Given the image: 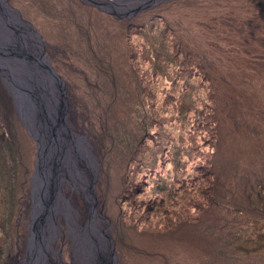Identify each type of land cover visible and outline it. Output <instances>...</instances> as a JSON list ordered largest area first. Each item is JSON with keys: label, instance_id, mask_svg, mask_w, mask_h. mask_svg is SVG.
Wrapping results in <instances>:
<instances>
[{"label": "rangeland", "instance_id": "obj_1", "mask_svg": "<svg viewBox=\"0 0 264 264\" xmlns=\"http://www.w3.org/2000/svg\"><path fill=\"white\" fill-rule=\"evenodd\" d=\"M172 1L175 0H123L122 4H118L119 0H116L112 5L108 3V0H5V5L26 26H30L28 24L30 23L41 36L47 57L65 82L68 106L66 105L62 113L68 123L67 126L71 129L69 136L74 143L82 138L84 145L88 146L93 156L90 160L93 164L91 165L87 163L86 153L82 154L81 163L84 170L82 179L75 178L67 171L68 179H65L62 185L64 196L70 203L73 219L80 225L79 229L83 231L85 227L93 223L97 225L99 232H105L107 244L115 251L113 252L115 264H204L210 261H213V264H221L223 261L217 250L223 255L227 250L223 252L219 250L221 246L219 241L227 244V240L232 237L236 240L239 239L233 246H228V248H233V253H230L231 256L227 258L230 262L233 260L232 264H244L243 261L238 260L242 258L249 264H252L250 263L252 261L255 262L254 264H264V220L262 221L260 217L263 216L261 211L264 210V208L261 209L264 207V199H262L264 191L261 190V197L257 198L241 182V177L247 172L250 163L245 147L247 142L244 134L241 133V131L245 133L247 128L243 124V129L236 131L234 124L243 123L241 120L246 118L245 114L249 111L250 104L253 106V102L264 110V92H260V98L255 97L254 100L253 96H245L242 93V89L246 92L243 84L239 87L240 92L238 91L242 93L240 96L244 97L240 105L234 101L232 107L229 101H220V105L225 109L221 111V117L218 115V118L224 123L222 122L219 126L220 138L218 144L216 143V154H212V151L209 152L211 149L210 139L204 136L202 140H197V144L193 145L198 149V151L196 150L200 155L198 157L195 153L186 152L190 147L188 141H191L188 131L193 130L192 128L196 125L190 127L185 123L192 124L194 118L183 121L182 117L185 119V114L181 112L179 116L175 115L176 120L162 124L160 132L162 135L167 132L165 137L159 138L156 133L150 135L145 132L144 134V125L149 122L148 116H145L138 101L132 107L129 102L124 103L123 94L127 93V90L121 89V79L118 78L117 86L111 82L116 76L126 75L131 69L129 66L132 61L140 62L143 71L150 67L151 63L148 57L151 51L148 54V47H151V42L147 41V34H154V37L164 34L166 26L163 15L166 12L174 16L173 26L182 27V22L179 21L181 18L179 13L183 8L181 0L178 1L182 3H176L175 6H178H173V10H164L169 7ZM206 1L189 5L191 11H189L188 19L196 23L198 18L206 19L210 14L218 17L224 11L225 0H219L220 2L210 0L216 2L212 4H206ZM248 1L261 2L264 5L263 0ZM201 4L209 6V10L202 9ZM231 7L235 8L233 5ZM225 8L227 9V6ZM226 11L232 12L233 9ZM238 11L240 14H235L240 17L235 18V21H241V16L246 14V9L243 6H240ZM78 12L84 19L78 20L77 16H74ZM116 13L117 15H115ZM218 20L219 22L216 23H219V26L228 21L224 17ZM125 23L127 25L128 23L135 24L125 29L122 28ZM209 24L211 22L208 23V26ZM186 39L188 40L187 36ZM133 40L136 41V45L131 46L130 43ZM144 47L147 48L144 49ZM214 56L211 57L214 58ZM181 59L184 64L182 67L173 68L166 79L158 78L155 82L157 88L156 91H152L155 92L156 101L158 100V104L161 106L160 109L153 108L154 111H161L163 105H167L174 99V96L167 94L166 88L177 90L176 74L185 75V55L181 54ZM71 61H73V65ZM105 66L108 67L105 68ZM179 68H183V71ZM253 71L250 73L251 77L256 75L260 82L264 81L263 73H255L257 70L254 68ZM69 73H71L70 76ZM236 75L238 74L236 73ZM87 77L91 79H88L89 83L85 80ZM69 81L70 83H68ZM168 82L170 84L166 87ZM83 83H87V86H84ZM98 84L104 86V89H101L100 86L97 87ZM150 85L152 86V81ZM105 86L108 88L105 89ZM218 88L221 92L228 90L222 86H218ZM114 92L118 94L114 95ZM145 93L147 94V90ZM0 95L2 112L7 113V110L8 113L11 110L16 112L35 143L36 157L34 170L30 176L32 187V181L34 182V177L37 175L35 171L39 148L37 140L30 133L31 122L21 112V109H18L15 97L3 79L0 82ZM194 97L197 96L194 95ZM3 99L6 100L5 103ZM120 102L122 104L117 108ZM233 109L239 113V119H232ZM195 112L196 110L190 111L189 115L194 117ZM144 116L143 121L141 119ZM263 119L264 112L260 120L258 118L257 122L259 123H251V116L246 118V123L264 128ZM172 124L175 125L171 126ZM247 132L249 133V131ZM248 135L246 133V136ZM148 137L151 138L147 139ZM261 148L263 154L264 143ZM258 153L262 156L259 148ZM134 155H136L137 161L141 159L139 164L131 160ZM204 155L207 158H204ZM73 159L77 160L78 156L74 155ZM207 162L214 165L213 169L216 175L209 176L206 181H203L204 183L200 184L191 178V175L195 172L199 173L197 165L207 171ZM105 178L109 188H106L108 192L103 198L99 187L102 182V186L105 187L104 184L107 182L103 181ZM143 178L147 180V183L142 184L141 179ZM214 178L215 189L219 190L215 197L222 204H218L216 201L212 203L214 208L212 214H208L201 221L202 223L211 222L209 225L211 229H205V227L198 226L199 219L193 220V218H199L200 213L196 214L193 208L188 207L186 201L195 199L196 203L198 201L205 202L202 197L209 198L211 190H201L212 185L209 183H214ZM31 187L30 202L26 207L28 211L16 222L21 227L27 223L26 250L24 254L13 257L6 264H27L30 259V238L34 225ZM198 187L201 189L195 192L196 189L193 188ZM154 188L169 190L158 194ZM123 189L130 194L125 201V198L122 197ZM226 191L230 197L229 202L221 199L219 194V192ZM157 194L159 205L167 206V209L172 212L178 211L179 213L175 216L176 220L183 218L182 222H186L188 226L174 228L166 233L164 228L167 224L159 223L155 227L158 217H150L149 206L153 204L151 198L156 197ZM119 201L123 203L122 208L118 206ZM173 204L175 205L171 207ZM201 204L204 205V203H199V208L202 210L208 207L205 205L201 207ZM172 219L174 218L171 216L169 220L172 221ZM4 223L11 227L15 233L18 232L15 230L14 219H6ZM227 223L228 232L226 233L224 225ZM18 226L17 228H20ZM112 226L114 232L111 229ZM76 227V225L71 226V219L64 211L58 212L56 235L53 247L49 249L47 264H87L86 259L77 252L78 243L73 233ZM10 234L13 235L11 231ZM169 236L171 237L168 238ZM207 237H209L210 246L208 249H202L207 245ZM87 238L96 239L97 235L91 234ZM11 239H15V236ZM258 246L259 248H256ZM91 248L94 252H98L97 246ZM237 250H240L241 253L235 252ZM252 250H259L261 253L247 258L246 254ZM103 254V261L107 264L110 254L108 251H104ZM161 255L164 256V259L161 258Z\"/></svg>", "mask_w": 264, "mask_h": 264}, {"label": "trees", "instance_id": "obj_2", "mask_svg": "<svg viewBox=\"0 0 264 264\" xmlns=\"http://www.w3.org/2000/svg\"><path fill=\"white\" fill-rule=\"evenodd\" d=\"M179 1L175 0L170 2L171 5L169 4V7L165 8L164 10H173V6H175L176 3L183 2V8L179 13L181 17L179 21L182 22V27L176 28L175 26H173L172 23L174 21V16L170 15L169 12H166V14L163 15L166 26L164 34L156 37H154V34H147V41L151 42V47H148V54L151 51L148 57L151 63L150 67L147 70L143 71V69H141L140 62L134 63L132 61L129 66V68L131 69H129L127 72L128 75L126 74L122 77L116 76L112 79L111 82L114 86H117L116 84L119 82L118 78L121 79V89L124 90L125 88L127 90V93L123 94L124 103L129 102L132 107L133 105H135V102L138 101L140 107L145 113V116H148L149 122L147 123V125H144V134L145 132L150 133V135L156 133L159 138L161 136L165 137V135H167V132L164 133V135H162L160 132L162 124L165 122H169L170 120H176L175 115L179 116L180 113L183 112L185 114V119H183L182 117L183 121L194 118V122L192 124H189V122H186L185 124L190 125V127H192L194 124L196 125V127L192 128L193 130H189L190 132L188 131L191 141H188L190 147L186 150V152H189L191 154L195 153L198 155V149H196L193 145L197 144V140H202V137L206 136L210 139L211 143L209 144L211 148L209 149V152L212 151V154H216V143L218 144L220 138L219 126L223 122L222 120H219L218 115L221 117V111L225 109L220 105L219 102L229 101V103L233 107L234 101L239 105L243 102L244 97L240 96L242 93L245 96H253L255 100V97L260 98V92H264V81L261 80L260 82L259 77L256 75H254L253 77L250 76V73L254 72L253 68L254 70H257L255 73H263L264 75V5H262L261 2H249L248 0H225V4L223 5L224 11L221 12L218 17H216L217 15L210 14L208 17H206V19L198 18L196 20V23H194L191 19H188L190 15L189 11H191L189 5L194 3H202V1L204 0H181L182 2ZM205 3L212 4L216 2L207 0ZM231 5L235 6V8L231 7ZM201 6L202 9H205V11L209 10V6H203L202 4ZM226 6L227 9H233V11H226ZM240 6L245 7L246 14L241 16V21H235V18L240 17L235 14H240L238 11V8ZM185 12H187V14H185ZM79 13L80 12L75 13L74 16H77L78 20L84 19L79 15ZM142 15L139 16L141 17ZM222 17L226 18V21H228L225 24L221 23V26H219V23L217 24L216 22H219L218 19ZM210 22L211 24H209L208 26V23ZM203 23H205L204 26ZM134 24L135 23H128L127 25V23H125V26H123L122 28H130ZM142 28L140 29L141 31ZM140 34L144 36L142 33ZM185 35L187 36L188 40L186 39ZM131 42V46L136 45V41L133 40ZM145 48L147 47H144V49ZM181 54L185 55L186 58V61H184L186 64V73L184 76L176 74L177 78L175 81L177 83V90L166 88L167 94L174 96V99H172L170 103L168 102L167 105H163L161 107V111H154L153 108L160 109L161 106V104H158V100L156 101L155 92L152 91H156L157 87L155 86V82L158 78L166 79L173 68L177 69L178 66L182 67V65H184L182 63ZM211 56H214V58ZM71 63L72 65L74 64L73 61H71ZM108 66H105V68H107ZM179 69L183 71V68ZM107 72L111 73L113 71ZM236 73L240 76L236 75ZM70 74L71 73H69V76ZM88 79H90V77H87L85 79L87 83H89ZM0 80L2 81L1 76ZM179 80H181V82H179ZM151 81L152 86L150 85ZM68 83H70V81ZM87 83H83V85L87 86ZM168 84H170V82L166 84V87L168 86ZM243 84L246 92H244L242 89V93H239V87L243 86ZM99 86L101 89H104V86L98 84L97 87ZM218 86L226 87L228 89L227 92H221ZM107 88L108 87L105 86V89ZM146 90L147 94L145 93ZM113 94L117 95L118 93L114 92ZM194 95H196L197 97L195 98ZM3 98L5 97L3 96ZM3 100L5 103L6 100ZM110 104L112 105L113 102ZM120 104L122 103L120 102L117 105V108ZM252 105L253 106H251L250 104L249 111L246 112L247 114H245V116L246 118L248 116H251V123H259L257 122L258 118L260 120V117L263 114L264 110L260 109L257 106V103L253 102ZM194 110H196V115L192 117L191 115H189V112ZM233 111L234 114L232 119H239V113L234 109ZM240 112L242 111L240 110ZM130 113H132L131 110ZM145 116L141 120L144 121ZM246 118L241 120L243 123H234L236 131L243 129V124L247 128L245 130V133L244 131H241V133L244 134L247 142L245 147L247 148V156L250 159V163L248 164L247 172H245L241 177V182L245 184L248 191H251L257 198H259L261 197L260 191H264V152L262 154L261 148L262 143H264V128L251 123H246ZM261 122L262 120L260 121V123ZM141 123L143 124L142 121ZM173 125L175 124H172L171 126ZM158 129L160 130L158 131ZM247 131H249V133ZM246 133L249 135L246 136ZM149 138L151 137H148L147 139ZM247 138H250V140H247ZM258 148L260 149L262 156L259 155ZM35 150L36 149L34 141L29 136L25 127L22 125V122L16 115V112L14 113L11 110V112L8 113L7 110V113H4L0 109V264H6L13 257L24 254V251L26 250L25 241L28 232L27 223H25L26 225H22L21 227V225L18 226L16 222L24 215L26 211H28V209L26 210V207L29 206L30 202V176L34 170V162L36 157ZM201 154L203 155V153ZM199 156L200 155H198V157ZM204 158L207 157L204 155ZM131 160L133 162H136L137 164L141 162V159L139 161L136 160V155H134ZM207 165V171L200 165H197V170L199 171V173L195 172L191 175V178L201 184L204 183L203 181H206L209 176L213 175L212 177H214L216 175L214 174V165L209 162H207ZM127 175H129V172H127ZM141 180L142 184L147 183V180L145 178ZM103 181L106 182L107 179L105 178V180ZM209 184L212 185L201 190H211L209 198H206L205 196L202 197L205 202L198 201L196 203L194 202L195 199L186 201V203H188V207L193 208L196 214H198V212L200 213L201 219L199 217L193 218V220L199 219L200 222L198 221V223L200 224L198 226L205 227V229H211L209 226L211 222L207 221V223H202L201 221L202 218H205L208 214H212L211 212L214 210L212 203H215L216 201L218 204H222L215 197V195L218 194L217 192L219 191L218 189H215V178L214 183ZM102 185L103 182L99 187V191L101 197L104 198V196H106L108 192V189L106 188H109L108 181L104 184L105 187H103ZM154 189L158 194H161V192L165 193L169 190L166 188ZM193 189H196L195 192H198L201 187ZM122 194V197L125 198L124 201L126 200V197L128 198L130 196V194L126 193V191L122 192ZM158 194L156 197L153 196L151 198L152 203H155V205L153 206V204H151L149 206V209L151 211L150 217H158V221L155 227L159 223L164 225L167 224L164 228L166 233L174 228L179 229L181 227L188 226L186 225V222H182L183 218L176 220L175 216L177 215V213H179L178 211L172 212L167 209V206L165 207L164 205H159V203L157 202ZM219 194L221 195V199L229 202L230 197L227 195L228 191L219 192ZM262 199H264V197ZM199 203H204V205L208 207L202 210V208H199ZM122 204L123 203L119 201L118 206L122 208ZM175 204L171 205V207H173ZM204 205L201 204V207H203ZM263 208L264 207H261V209ZM261 212V215L263 216L260 217L263 221L264 210ZM171 216L174 218L172 219V221L169 220ZM6 219H14L15 230L16 232L18 231L17 233H15L14 230H11V227L4 223ZM16 225L20 228H17ZM227 225L228 223L224 225L225 229L227 228ZM113 226L111 227L112 231ZM119 229L121 231V228ZM10 231L13 233V235L10 234ZM203 232L205 231L203 230ZM227 232L228 229H226V233ZM120 234H122V232H120ZM14 236L15 239H11V237ZM171 236H169L168 238H170ZM206 239L207 245H205L202 249H208L210 246L209 237H207ZM238 240L232 237L231 239L227 240V244H225L221 240L219 241L221 243L219 250L222 252L227 250V252H225V255L217 250L219 257L223 261L221 264H232L233 260H231L230 262V260L227 258L231 256L230 253H233V248H228V246H233V244H236ZM256 248H259V246ZM235 252L241 253L240 250H237ZM258 253L261 252L259 250H252L246 255H248L247 258H249L258 255ZM161 258L164 259V256L161 255ZM261 258H263V256H261ZM238 260L243 261L244 264H249V262L244 261L243 258ZM250 263L254 264L255 262L252 261ZM204 264H213V261L206 262Z\"/></svg>", "mask_w": 264, "mask_h": 264}, {"label": "bare ground", "instance_id": "obj_3", "mask_svg": "<svg viewBox=\"0 0 264 264\" xmlns=\"http://www.w3.org/2000/svg\"><path fill=\"white\" fill-rule=\"evenodd\" d=\"M122 1L119 0L118 4H122ZM31 34L33 33L26 25L8 10L5 0H0V37L17 44L18 38L21 37L24 41L28 40L27 36L31 37L30 42L35 40ZM23 47L25 48L19 45L20 50L25 51L24 56L20 55L21 51L8 50L10 54H18L14 71L8 80L21 112L31 122L30 128L40 141L42 152L45 154V165L42 166L41 174L34 177V225L30 238V259L27 264H47L49 249L53 247L56 235L59 211H64L70 217L71 226H77L73 231L78 243L77 252L86 259L87 264H106L103 261L104 251L110 254L107 264H115L113 248L106 242V233L99 232L97 225L93 223L81 231L80 225L73 219L70 203L62 191L63 181L68 179L67 171L77 179L84 177L82 154L86 153L87 163L91 165L93 156L82 138L74 143L69 136L71 129L66 120L60 121L66 106L61 85L38 61L41 51L37 48L36 41L33 45L24 44ZM5 50L0 49V52ZM29 53L32 57H29ZM74 155L78 156L77 160L73 159ZM91 234H96L97 238L88 239ZM92 246H97L98 252H94Z\"/></svg>", "mask_w": 264, "mask_h": 264}, {"label": "water", "instance_id": "obj_4", "mask_svg": "<svg viewBox=\"0 0 264 264\" xmlns=\"http://www.w3.org/2000/svg\"><path fill=\"white\" fill-rule=\"evenodd\" d=\"M108 1H109L108 3H110L112 5L116 2V0H108ZM115 15H117V13ZM28 24L30 26H26V27L28 28V30L31 33L34 34V35L31 34V36L35 37V40H33L31 42H30V40H31L30 38L31 37H28V36H27V39L28 40H26V41H24L22 37L21 38H18V40L16 42L17 44H15L14 42H11V41H7L6 39H3L2 37H0V49H6L5 51L0 52V76L2 77L3 81L5 82V84H7V87L9 89V91L11 92V94L15 97L13 91L11 90V87H10V83H9L8 78H9V76L12 75V73L14 71V67L16 65V60L15 59L17 58L18 54H16V55L10 54V53H8V50L9 49H15L18 52V51H21L20 48H19V45L24 49L25 48V47H23L24 44H26V45L32 44L33 45V43L36 41L37 48L39 47V49L41 51V54H39V55H41V57L38 59V61L40 62V64L43 66L44 69H46L53 77H55L60 82V85H61L60 87H61V90H62V98H63V100H65V104L67 105V98H66V93H65V89L66 88H65L64 79L57 73V71L55 70V68L52 66L49 58L47 57V55L45 53V47L42 44L41 36L32 27V25L30 23H28ZM15 46H17V47L16 48H9V47H15ZM22 51L20 52V55L21 56H24L25 55V51H23V52ZM35 51L37 52V50H35ZM29 57H32L30 55V53H29ZM15 100H16L17 107L20 110V107H19V105L17 103L16 97H15ZM64 110H65V108H64ZM60 121L61 122L62 121H65V117H64V114L63 113H62V116H61V120ZM30 133L37 140L38 148H39V156H38V160L36 162V171H35V173L36 174H41L42 166L45 165V164H43V161L45 159V156H44L45 154L42 152V148H41L40 141L38 140V138H36L35 134L32 132L31 129H30ZM33 187H34V182L32 181L31 192H32L33 204H34V190H33ZM112 251H113V249H112ZM113 252H115V251H113Z\"/></svg>", "mask_w": 264, "mask_h": 264}]
</instances>
